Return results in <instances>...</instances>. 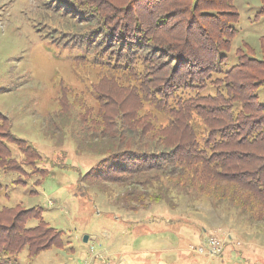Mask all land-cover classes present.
I'll use <instances>...</instances> for the list:
<instances>
[{"label":"trees","instance_id":"1","mask_svg":"<svg viewBox=\"0 0 264 264\" xmlns=\"http://www.w3.org/2000/svg\"><path fill=\"white\" fill-rule=\"evenodd\" d=\"M232 1L44 0L33 11L36 36L96 71L88 99L59 80L44 137L86 161L67 163L66 151L57 164L44 158L0 111V174L14 175L16 188L38 186L49 165L73 172L80 196L94 190L129 211L176 194L264 223V35L233 50ZM259 1L255 20L264 18ZM60 239L40 207L0 210V264L36 258Z\"/></svg>","mask_w":264,"mask_h":264},{"label":"rangeland","instance_id":"2","mask_svg":"<svg viewBox=\"0 0 264 264\" xmlns=\"http://www.w3.org/2000/svg\"><path fill=\"white\" fill-rule=\"evenodd\" d=\"M43 3L0 0V111L13 133L33 143L44 158L57 164L66 151L67 163L80 166L87 154L45 138L41 118L55 108L59 80L88 99L86 85L96 82V71L75 68L39 40L33 11ZM232 4L239 16L233 50L241 41L257 46L264 35V18L254 19L260 1ZM46 167L51 173L42 184L25 188L10 185L14 175L0 174L5 191L0 210L40 207L44 222L61 232V246L4 264H264V223H251L225 204L175 194L150 210L129 211L115 197L94 190L80 196L73 172ZM211 241L219 252L207 246Z\"/></svg>","mask_w":264,"mask_h":264},{"label":"built area","instance_id":"3","mask_svg":"<svg viewBox=\"0 0 264 264\" xmlns=\"http://www.w3.org/2000/svg\"><path fill=\"white\" fill-rule=\"evenodd\" d=\"M216 244H217L216 242L211 241V242H209V245L207 244V246H210L212 249L214 248L215 252H219V250L216 249Z\"/></svg>","mask_w":264,"mask_h":264},{"label":"water","instance_id":"4","mask_svg":"<svg viewBox=\"0 0 264 264\" xmlns=\"http://www.w3.org/2000/svg\"><path fill=\"white\" fill-rule=\"evenodd\" d=\"M87 239H88V238H87V237H85V238H84V242H87Z\"/></svg>","mask_w":264,"mask_h":264}]
</instances>
